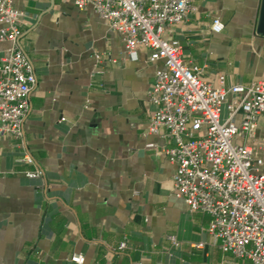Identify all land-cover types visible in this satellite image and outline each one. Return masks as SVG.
<instances>
[{
	"label": "crops",
	"instance_id": "0c3cea01",
	"mask_svg": "<svg viewBox=\"0 0 264 264\" xmlns=\"http://www.w3.org/2000/svg\"><path fill=\"white\" fill-rule=\"evenodd\" d=\"M14 5L36 83L23 136H0V264H80L75 253L83 264H245L219 249L209 216L176 195L170 141L148 132V90L162 62L143 46L130 55L117 31L71 0ZM194 5L165 37L179 40L215 86L222 74L227 84L264 81L262 0ZM214 17L220 33L211 31ZM10 45L0 39V65ZM257 134L264 143V114ZM24 153L33 164L19 160ZM35 168L42 176L24 175Z\"/></svg>",
	"mask_w": 264,
	"mask_h": 264
},
{
	"label": "built area",
	"instance_id": "2783aa9c",
	"mask_svg": "<svg viewBox=\"0 0 264 264\" xmlns=\"http://www.w3.org/2000/svg\"><path fill=\"white\" fill-rule=\"evenodd\" d=\"M71 1L105 20L130 55L143 46L151 62H162L148 90L153 106L148 132L170 141L164 153L175 166L176 195L191 213L209 216L208 232L222 252L245 264H264V143L257 134L264 114V81L227 84L222 74L215 86L204 78L202 66L186 59L179 40L165 37L195 10L196 0ZM21 16L14 0H0V39L11 43L0 65V136L15 138L24 134L36 83L34 65L19 43ZM210 28L220 33L224 23L214 17ZM96 58L101 61L100 54ZM19 160L34 163L27 153ZM24 175L36 178L42 172L35 168ZM169 239L179 246L174 235ZM127 247L123 240L117 249ZM71 260L83 264L85 256L75 253Z\"/></svg>",
	"mask_w": 264,
	"mask_h": 264
},
{
	"label": "water",
	"instance_id": "95a60500",
	"mask_svg": "<svg viewBox=\"0 0 264 264\" xmlns=\"http://www.w3.org/2000/svg\"><path fill=\"white\" fill-rule=\"evenodd\" d=\"M257 33L264 36V0H262L260 17L257 26Z\"/></svg>",
	"mask_w": 264,
	"mask_h": 264
}]
</instances>
